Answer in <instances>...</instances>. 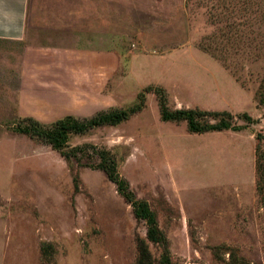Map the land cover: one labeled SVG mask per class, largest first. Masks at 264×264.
<instances>
[{
	"label": "rangeland",
	"instance_id": "1",
	"mask_svg": "<svg viewBox=\"0 0 264 264\" xmlns=\"http://www.w3.org/2000/svg\"><path fill=\"white\" fill-rule=\"evenodd\" d=\"M53 1L30 0L27 34L0 39V264H139L142 246V264H264V0ZM67 14V28L38 22ZM149 86L170 110L229 111L242 129L164 121ZM141 94L129 120L69 143L116 153L166 245L105 172L18 130L25 117L129 109Z\"/></svg>",
	"mask_w": 264,
	"mask_h": 264
},
{
	"label": "trees",
	"instance_id": "2",
	"mask_svg": "<svg viewBox=\"0 0 264 264\" xmlns=\"http://www.w3.org/2000/svg\"><path fill=\"white\" fill-rule=\"evenodd\" d=\"M157 93L160 102L161 117L164 121H186L188 129L192 133H205L210 131L240 130L242 126L234 124L236 117L229 111H209L193 108L170 110L167 106V96L160 87L149 86L146 92ZM144 94H141V102L129 109L110 108L103 110L91 118L79 119L73 115H67L51 124H43L33 117H25L19 121L18 130L20 133L37 138L59 151L69 162L86 164L92 169L102 170L108 178L117 185L121 195L132 205L135 216L143 219L148 224V239L167 244V239L160 231L154 212L148 203L139 201L130 188L128 180L119 172V159L116 153L109 148L95 144H82L71 146L69 141L73 135H85L92 130L103 126H116L129 120L133 115L141 111L144 107ZM238 118L246 122H254L248 113L239 115ZM214 122H211V120ZM257 173L259 176V186H264V156L257 158ZM261 184V185H260ZM143 260L148 259L147 250L142 246Z\"/></svg>",
	"mask_w": 264,
	"mask_h": 264
},
{
	"label": "crops",
	"instance_id": "3",
	"mask_svg": "<svg viewBox=\"0 0 264 264\" xmlns=\"http://www.w3.org/2000/svg\"><path fill=\"white\" fill-rule=\"evenodd\" d=\"M90 1L91 4H87ZM106 0H97L100 4L104 3ZM41 2V0H39ZM95 1V3H97ZM57 3L62 8H74L76 9L79 3V0H54L48 2V7L53 8L52 5ZM98 4V3H97ZM97 4L94 6V0H87L85 2L86 8L94 9ZM99 4V5H100ZM98 5V7H99ZM29 7L30 0H0V39H20L27 34L28 23H29ZM41 8V5H38ZM70 14V12H69ZM69 17V18H68ZM71 19V16H65L61 20H58V17L54 18H44V20H38L39 24L43 23V26H66L69 27L71 24L66 19ZM65 28V27H64ZM53 30L55 28H52Z\"/></svg>",
	"mask_w": 264,
	"mask_h": 264
}]
</instances>
